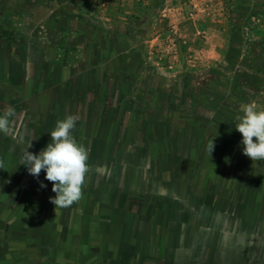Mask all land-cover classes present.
Masks as SVG:
<instances>
[{
    "label": "rangeland",
    "instance_id": "1",
    "mask_svg": "<svg viewBox=\"0 0 264 264\" xmlns=\"http://www.w3.org/2000/svg\"><path fill=\"white\" fill-rule=\"evenodd\" d=\"M252 100L264 0H0V264H264V161L235 128ZM68 115L88 171L55 209L20 162Z\"/></svg>",
    "mask_w": 264,
    "mask_h": 264
},
{
    "label": "clouds",
    "instance_id": "2",
    "mask_svg": "<svg viewBox=\"0 0 264 264\" xmlns=\"http://www.w3.org/2000/svg\"><path fill=\"white\" fill-rule=\"evenodd\" d=\"M241 112L236 117L235 128L242 136L243 154L252 161H264V106L252 100L242 106ZM13 115L12 109L0 115V132L8 133L9 118ZM76 122L75 115L58 120L50 132L51 142L38 154L27 151L31 147L29 143L20 162L36 178L42 171L45 173V179L52 183V192L56 194L49 198L55 209L68 208L83 198L88 149L72 135ZM207 151L211 156L214 151L213 140ZM3 167L4 162L0 160V169ZM40 186L46 187L43 183Z\"/></svg>",
    "mask_w": 264,
    "mask_h": 264
},
{
    "label": "trees",
    "instance_id": "3",
    "mask_svg": "<svg viewBox=\"0 0 264 264\" xmlns=\"http://www.w3.org/2000/svg\"><path fill=\"white\" fill-rule=\"evenodd\" d=\"M241 7H242V6H239V5H238V6H236L235 9H234V8H230V9H229V11H230L229 13H230L231 15H232V14H235V16H234V20H235V17H237V14L240 13ZM142 9H143V8H142ZM238 12H239V13H238ZM238 16H239V15H238ZM240 18H241V17L239 16L238 23H237V24L232 28V30H231V32L233 31L232 33H233V35H234V37H233V41L236 42V41L238 40L237 42H239V43H240V38H239V36L236 35L237 29H238V28H236V26H237V25H238V26L240 25V23H241V21H240L241 19H240ZM117 21H118V20H117ZM239 32H240V31H239Z\"/></svg>",
    "mask_w": 264,
    "mask_h": 264
}]
</instances>
